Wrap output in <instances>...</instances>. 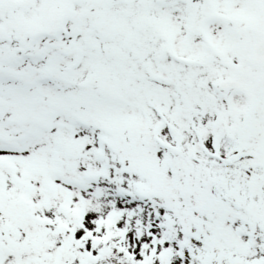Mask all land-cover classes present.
Segmentation results:
<instances>
[{
	"label": "snow or ice",
	"instance_id": "1",
	"mask_svg": "<svg viewBox=\"0 0 264 264\" xmlns=\"http://www.w3.org/2000/svg\"><path fill=\"white\" fill-rule=\"evenodd\" d=\"M0 264H264V0H0Z\"/></svg>",
	"mask_w": 264,
	"mask_h": 264
}]
</instances>
